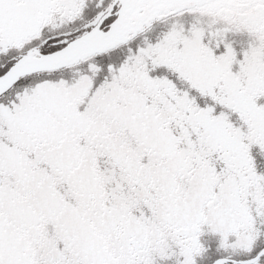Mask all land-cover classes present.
Instances as JSON below:
<instances>
[{
  "label": "snow or ice",
  "instance_id": "obj_1",
  "mask_svg": "<svg viewBox=\"0 0 264 264\" xmlns=\"http://www.w3.org/2000/svg\"><path fill=\"white\" fill-rule=\"evenodd\" d=\"M0 264H264V0H0Z\"/></svg>",
  "mask_w": 264,
  "mask_h": 264
}]
</instances>
